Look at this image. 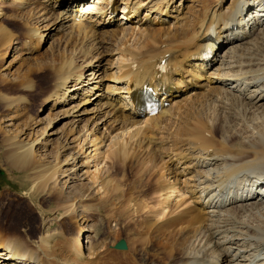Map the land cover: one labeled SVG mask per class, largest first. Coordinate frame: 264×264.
Masks as SVG:
<instances>
[{
	"label": "bare ground",
	"instance_id": "obj_1",
	"mask_svg": "<svg viewBox=\"0 0 264 264\" xmlns=\"http://www.w3.org/2000/svg\"><path fill=\"white\" fill-rule=\"evenodd\" d=\"M28 1L0 0L1 46L17 43L2 21L31 17V7L24 12ZM185 1L124 0L117 19V0H40L47 16L42 19L51 17L41 27L61 34L15 84L17 92H28L35 86L31 72L50 71L49 91L42 94L39 86L36 92L40 107L48 102L55 111L43 121L27 112L25 93L3 96L6 108H20L25 116L24 130L4 146L13 166L29 168L33 192L52 194L64 217L48 229L42 204L29 199L32 204L25 205L39 225L30 219L16 229L19 213L0 210V264H121L103 252L102 234H87L105 211L109 218L119 208L130 215L144 210L158 229L178 230L171 241L157 236L159 251L167 255L161 261L146 263V237L135 238L128 249L138 258L129 264H264V76L244 55L264 40V0H231L229 8L227 0H196L192 6ZM41 27L24 30L23 54L40 43ZM143 83L162 85L171 101L145 118L127 100L131 85ZM52 115L67 118L69 130H51ZM24 134L28 139H20ZM54 137L59 166L46 167L34 152ZM125 157L152 169L144 173L146 183L154 184L143 193L144 202L130 189L110 190L97 167L104 158ZM60 176L71 183L73 197L58 190ZM84 187L91 189L86 196Z\"/></svg>",
	"mask_w": 264,
	"mask_h": 264
},
{
	"label": "rangeland",
	"instance_id": "obj_2",
	"mask_svg": "<svg viewBox=\"0 0 264 264\" xmlns=\"http://www.w3.org/2000/svg\"><path fill=\"white\" fill-rule=\"evenodd\" d=\"M197 1L196 0H186L184 4L192 6V5H196L198 3ZM208 1H214V0H208ZM117 2H118L117 7L119 6V10H121V6L123 5L124 0H117ZM148 4L140 8V11L138 13L140 17L144 16V13H145L144 10L145 8H147L146 6H148ZM25 6H26L25 8L26 10L24 12H28V9L31 7L29 9L30 14H32L31 17H28L26 16V13H23L22 15H18V17L15 19H3L2 21V24L5 25L9 31H12L17 35V39H15L17 43H13V46H11L12 48L10 46H8L9 47L8 48V47H4L3 45L2 46L0 45V210H7L8 208H10V210L8 209L9 213L11 212H13V214H15L16 212L19 213V218L14 223L15 224L14 228L16 229L20 228L25 223H29L30 219L33 222L32 224L39 225L38 221H36L37 219L35 215H33V213L30 212V208L25 205L26 203H28V201H30L31 203V200H32L33 202L42 204L43 209L47 212L46 218L47 220H49V223H51L48 229H52V228L54 229V228H57L56 221H61L64 217L62 214V210L57 211V209L55 208L54 201H56V198L53 197L52 194H49L47 191H44V192L42 191V194L41 193L37 194L33 192L34 187H33V182H31L32 180L30 179V175L28 171L29 168L27 167L19 168V167H16L15 165L13 166L11 162V158L9 157L10 153L7 154L8 150L4 146L5 144L4 141L9 136H14V135L19 136L18 134H20L24 130L23 126L25 124V121H24L25 116L22 115L20 108L19 110H17L18 109L17 107L11 108V109L6 108L3 105V101H1L3 96H8L13 93L15 94L25 93V95H27L29 98V104L27 105V112L36 118L44 117L43 121L47 120L46 117L48 115H51L50 111L51 112L55 111V110L49 109L50 103L48 102H46L44 105L42 104V107H40V105L38 104V94L36 92L39 86H42V94L49 91L50 71L43 70L41 72V70H34L33 73L31 72V75H30V78L33 80L32 86L33 84L35 85L33 90H30L28 92L27 91L17 92L18 85L15 83H18L17 82L18 78L24 76L25 69L27 70L31 66H36L35 61L41 59L42 57L41 52L43 53L47 50L46 47L48 43L50 41H53L54 38H56L57 36L61 34L60 32L56 33L55 31H52L50 33L48 28L46 29L45 27H41L42 26L41 23L51 21V17L49 20L42 19V18H47V16H45L42 13L43 10H40L41 8L40 0H29L25 4ZM224 6L225 7L228 6V8L231 7L232 6L231 0H227L224 3ZM119 10L118 12H116V15H115L117 19H119L121 15V11ZM35 21H38V24L34 23ZM133 21H136V18H133ZM173 21L174 19L169 17L168 23L170 22L169 23L170 25H172ZM37 25L41 27L40 31L43 34L42 39L40 40V43L36 44L37 47L35 46V48L32 50L30 54H23L22 48H24V46L19 44L23 40L22 34L26 28L28 27L32 28ZM155 26L159 27V25L157 24H155ZM131 40H130V44H131ZM255 45L256 46L249 48L246 52H244V55L245 56L247 55L246 57L248 58L252 57L249 60L251 61V64H255V65L254 66L250 65V67H253L254 71L256 70L255 73H257L258 76H264V73H263L264 72V68H263L264 67V40L259 41V43L258 42L255 43ZM261 70H263L262 72L263 75L261 74ZM55 117L53 115L50 116V119L54 120L51 124V130L55 129L57 132H67L70 128L69 124H67L68 119L61 118V117L55 118ZM44 125L45 124H42V125L40 124L35 129L44 127ZM263 125H264V122H263ZM262 126H260L261 128L260 127L259 128L264 129V126L263 127ZM24 137H25V134L21 135L20 139H28V137H25V138ZM55 141H56V138L54 137L50 145L42 147V149H39L36 152H34L35 153L34 157H36V159H40L42 164L46 167L52 166L53 168H55L59 166L57 159H55V154H56L55 153V148H56ZM62 158L64 157H61V160ZM125 159L126 161L119 160V161L112 162L104 158L98 164L99 166L97 167L101 168L100 170L102 171L103 177L107 176V178L109 179V184L111 185V187H113L110 190L118 189V191L116 192L117 194L118 192L124 189L126 191L130 189L131 191L134 192L137 198H140V200L144 202L148 199V196L146 195L147 198L145 199V196L143 193H146L149 190V188H152L154 186L153 182L148 181V183H146L147 181L145 179V176L147 175V173H153V172H149V170H152V169L151 168L148 169L144 167L142 168V166L140 167V165H136L137 162L134 159L132 160V158L129 159L128 157H125ZM81 160L82 159H80L78 162L80 163ZM120 161L123 163H121ZM89 166H90L89 171L91 172L95 171L94 161H91ZM65 167L66 166L63 165L62 169H64ZM84 169L85 168H83V171ZM156 170L157 172L161 171L160 169H156ZM144 173L146 175H144ZM87 179L83 181L86 182ZM58 180H59L57 184L58 190L61 193L65 194L66 197H73V195H71L70 193L71 191H69V185L71 183H69V181H65L66 177L60 176L58 177ZM150 185L151 186L153 185V186L151 187ZM90 190L91 189L84 187L83 189H81L80 192L81 194L85 195L86 193H89ZM30 194L34 196H31V198H29ZM90 196H92V193H90L87 197H90ZM61 198L65 199L63 195L61 196ZM76 199L77 198L73 199L72 201L75 202ZM120 200H121V197L119 196L115 199V201L117 202H120ZM8 203L10 204V206H7ZM116 212L117 214L115 213H114L115 215L111 214V216L107 218L108 216L105 215L106 213L105 211V213H103V216L101 217L102 219L100 218L99 222L94 223L96 226L93 224L94 226L92 229L93 232L92 231L87 232L89 236H94L96 239H99L101 237V234L103 235L102 238L99 240V243L100 245H104L105 249L103 250V252L107 254L111 260L117 261L121 264H129L130 258L132 256L135 258H138L137 254H134L128 249V245L130 244L132 246L131 243H133L134 239L137 237L139 238L146 237V242L149 244L148 246L149 253L145 257L146 263H150L152 261H161L163 258L167 256L166 254L161 253L159 251L160 249L157 247V241H158L157 236H160V235L167 236V238L171 241L175 237L178 231L175 228L176 225L164 226L166 230L158 229V223L154 222L153 220H149L150 218L147 216L144 210H142V212L140 213L131 214V215L123 214L120 208L119 210L117 209ZM118 212H121V213H118ZM79 217L80 216H78L76 222H73L74 226L71 224L74 230L76 227L79 226L81 222V219H79ZM54 219H56L55 222L53 221ZM0 227L5 229L1 224H0ZM11 228L6 227V230L8 229L9 231ZM45 229H47V227H45ZM82 239L84 240V238ZM120 239L125 240V242L127 243V246L125 249L127 251L123 249L114 248V244ZM133 245L135 246V244ZM136 247L137 249H139V246H136ZM155 263L159 264V262H155Z\"/></svg>",
	"mask_w": 264,
	"mask_h": 264
},
{
	"label": "water",
	"instance_id": "obj_3",
	"mask_svg": "<svg viewBox=\"0 0 264 264\" xmlns=\"http://www.w3.org/2000/svg\"><path fill=\"white\" fill-rule=\"evenodd\" d=\"M115 248L118 249H125L126 248V244L124 242V240H119L116 244H115Z\"/></svg>",
	"mask_w": 264,
	"mask_h": 264
}]
</instances>
